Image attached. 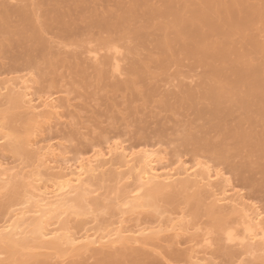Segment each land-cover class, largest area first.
Returning <instances> with one entry per match:
<instances>
[{
  "label": "bare ground",
  "instance_id": "obj_1",
  "mask_svg": "<svg viewBox=\"0 0 264 264\" xmlns=\"http://www.w3.org/2000/svg\"><path fill=\"white\" fill-rule=\"evenodd\" d=\"M52 1L51 3L56 0ZM101 1L98 3L102 4ZM258 1L259 4L255 5L253 3V5L248 6L246 4L247 0H161L164 6L155 8L156 6H151L148 0H134L131 9L123 10L122 14H115L118 20L116 19V21L114 17L113 22L108 21V18L105 20V17L110 16L108 15V13L111 14L110 12L105 11L106 13H104L102 11L101 14V11L97 10L98 13L94 10L96 14L105 16L100 25H97L99 22L95 25L96 21L93 24L97 27L100 26L98 30H103L102 33L105 32L104 34L109 37V34L114 35V38L106 36L104 42L102 38L105 37H101L99 41L104 43L105 49L111 52L113 50L115 54L111 56L112 54L109 52L106 55L110 57L106 58L105 56L104 58L102 56L104 58L102 60L100 58L102 54L99 53L100 49L99 51L97 49V52L87 51L91 65L88 61L87 64L90 65L92 70L94 69L93 71L99 72L97 74L100 79L106 77L111 82L113 77H123L124 69H122L123 64L120 61L123 57L122 52L117 46L113 47L114 49L111 47L112 43H117V40L115 41V38H118L117 35H121L118 38L120 43L126 35H132L137 41L141 42L145 33L144 30L146 31L147 27L153 25L152 23L155 21H161L160 24L158 23L160 32L155 26L157 23H154L153 26L156 27L155 31H158V35L161 33L162 36L156 42L158 45H156V49H159L157 51L162 52V57H164L161 60L168 62L169 54L172 57H175V55L181 57L183 54L182 57L185 56L184 58L190 61L193 60L196 64L205 62L207 66H210L211 75L207 74L208 77L206 78L213 84H209L207 81L204 88L202 87L204 91L198 93L199 95L202 94L199 98L203 97L204 100L213 102L214 106L217 107L225 104V100L228 102L227 99L230 98L226 97L231 96L232 98L233 96L234 99L232 100H237L246 112V119L244 118V120L248 124L246 123V125L242 121L243 124L248 126L250 123L252 127L256 126L261 130L258 129L260 130L258 133L256 132L257 128L255 130L248 126V130L244 126L243 128L238 126L239 128H236V131L230 127V130L232 128L234 133L229 130L233 135H229V133L228 137H233L232 140L237 141L235 144L239 150L249 148L251 153L259 157L258 160L264 161V44L260 43L259 40L260 37H264L261 36L264 33V25L262 24V20H264V0ZM13 2H17V0H0V8H13L9 11H6L7 8L5 11L0 10V13H2L0 18L4 14L7 18L16 17L20 22L19 25L27 26L26 28L33 31V33L36 21L38 22L40 19L39 23L45 22V19H41L43 11L38 14L40 11L38 8L43 4L42 2L40 4L35 2L38 8L33 5L34 3H30V6H35V8L32 6V9H29L27 3L25 10L18 5H13ZM65 2L67 3V0ZM72 2L78 9L85 4L86 0H74ZM51 5L46 8H51ZM55 5H59V2L58 4L56 2ZM40 8L42 9L43 6L41 5ZM43 9H45V6ZM54 9H52V12H54ZM62 9L59 11H62ZM28 10L32 11L29 12ZM46 10L48 9H45L43 13ZM67 10L63 9L64 13L56 15L57 19L62 21V27L64 25L63 20L68 17L65 14ZM78 11L81 14L84 13L83 9L82 12ZM3 12L5 13L3 14ZM46 12V15L50 17L51 11ZM73 12L75 13V11ZM79 12L75 14L78 15ZM140 12H142L141 18L139 17ZM51 14L54 15V13ZM46 15L43 17L46 18ZM5 16L1 18L3 22L10 19L4 21ZM53 18L56 19L55 16ZM99 18L100 16L97 18L94 16L93 20ZM87 19L89 20L88 17L84 20ZM139 19L143 20L145 25ZM17 20L14 21L17 22ZM136 20L146 27L144 29L140 24L143 35L138 30ZM48 21H50L49 24L52 22V20ZM133 22H136V27H132ZM71 23L76 25L74 21ZM71 23H69L70 26H72ZM14 24L11 25L14 27L16 25ZM49 24L47 23V25ZM57 24L55 23L56 26ZM86 24L85 26H88L86 29L90 26L93 28L92 24ZM7 25H2L0 28L8 31L10 25ZM69 25H64L65 30L73 33L74 36V30H69V27H67ZM42 26L40 29L44 28L45 23ZM57 27V30L61 29L60 26L59 29ZM79 27L76 28L79 29ZM82 28L84 31V27L81 26ZM11 29L13 30V28ZM52 29L54 31L55 27ZM52 29L50 27L49 30L52 31ZM20 31L18 34H20ZM63 31L62 28L61 33ZM85 31H89V29ZM9 32L12 33L13 31L9 30ZM23 33L21 31V35H24ZM36 35L33 34V36ZM39 38L42 45L45 44L44 39ZM146 40L149 41L148 36L143 39L144 45H141H147L148 41L146 42ZM18 43L21 46V43ZM115 45L117 44L112 46ZM141 45L139 47H143ZM135 46L138 47L136 44ZM133 48L135 47L133 46ZM129 49L131 52L133 51L131 47ZM240 49L243 50L242 53L239 52ZM130 51L129 55H133V53L140 51V48L135 49L136 52H132V54H130ZM119 53L122 57H119L118 60ZM72 55L71 58L75 57H72ZM255 56L261 59V62H258L259 64H254L257 63L256 59L253 58ZM137 62L131 63V67L133 65L132 73L129 70L136 78L143 71V69L140 70L142 68L140 64L144 69L147 67L139 61ZM135 63L136 65L140 63V67H137ZM163 64L164 67L167 63ZM89 65L87 68L90 69ZM106 66L110 67L109 74L103 72L104 70L107 71ZM103 67H105L104 70ZM101 70H103V73H101ZM107 75H110V77ZM14 76L16 77V75ZM17 76V78H11V76L0 81V108L11 106L9 109L16 111V117L22 120L23 126L25 125L24 131H21L22 133L16 131L15 127L11 129L12 126L8 125L6 114L0 112V215H2L0 216V264H88L90 260L94 261L96 259L103 262H95L96 264H123L124 262L129 264L130 260L132 264H142L147 258L156 256L157 258L161 257L162 263L159 262L161 264L164 262L165 264H217L214 260V254L218 250L221 253L223 251L222 254H225L227 244H234L241 248L240 252L237 249V254L234 253L235 251H226L229 258L236 259L231 264H241L242 261L244 262L243 257L246 258L247 256L255 257L256 261H260L259 264H264V211L251 202L250 198L246 197L247 195H244L243 189L239 191L240 188L237 189L234 184L232 185V181L223 170H218L209 164L193 163L191 165L189 161H183L179 155V157H174L175 160L173 161L171 156L169 158L167 150H155V147H157L155 145V147H151L152 145L145 144L143 145L144 148L135 150L127 141H118L111 137L105 138L106 147L103 146L104 142H102L103 147L93 145L87 152H79L77 156H72L71 150L69 151L66 145L60 142L55 143L56 140L53 141L52 138L45 136L47 131L51 132L59 126L73 124L72 120L76 119L75 115L77 113L75 115L73 113L75 104L72 105L71 97L68 96L69 99H66L67 95H64L65 99H60L57 98L59 95H56L57 97L51 94L41 95L37 92L36 85L38 81L34 75ZM117 82L120 83V81ZM113 83L109 84L112 86ZM119 83H116L118 87ZM133 83L134 81L124 83L121 88L129 84L133 86ZM186 84L189 83L186 82ZM114 85L113 87L116 88L117 85ZM186 92L188 95L191 91L188 92L187 90ZM215 109L219 110V108ZM211 112L213 113L212 110ZM222 115L220 112L216 117ZM69 118L71 119L69 120ZM228 137L227 139H229ZM156 145L158 144L156 143ZM206 147L208 146L206 145ZM7 154L14 155L22 162L18 161L19 164L17 165L16 160L14 165L13 160L14 166H12V163L7 161L10 160L6 158ZM24 161L27 163L25 164ZM251 165L253 166V164ZM261 165L264 166V163H261ZM263 168L261 167V171H263ZM109 184H113V186H110L111 189L108 196H106L101 190L103 191L106 188L105 185L109 186ZM115 192H118V195L111 202L109 196ZM179 197H184L186 202L195 200L197 204L190 206L192 208H189V211L179 209L178 211L174 210L175 212L170 210V212L168 210L161 211L159 208L162 207L159 204L160 201L161 203L163 201V203L167 202L174 205ZM202 206L206 210V215L213 221V226L217 229L216 234H219L217 239L219 240L222 235L219 245L215 243L216 238L213 239L214 234L212 232H206L205 230L203 231L204 234L200 235L203 228L202 226L200 228L195 221L200 216ZM111 208L113 210L109 212ZM162 209L166 210L165 208ZM230 218H234V221H231ZM227 219L234 225L233 228H231V224L230 227L226 224ZM183 245L188 248H184L186 250L179 252L180 249L178 248ZM172 247L176 248L179 253L174 254L175 258L169 260L167 258L169 256L165 252L170 250L173 253L170 249ZM220 252L218 255L221 254ZM144 256L147 258H144L142 262L140 258ZM157 258L154 259L156 262L153 260L150 262V259H148L146 263L157 264ZM253 258L248 261V264L253 262ZM146 263L144 262V264Z\"/></svg>",
  "mask_w": 264,
  "mask_h": 264
},
{
  "label": "rangeland",
  "instance_id": "obj_2",
  "mask_svg": "<svg viewBox=\"0 0 264 264\" xmlns=\"http://www.w3.org/2000/svg\"><path fill=\"white\" fill-rule=\"evenodd\" d=\"M18 1L19 0H17V2H13V5H16V6L18 5L20 6V8L24 10L26 8L25 5L27 3L29 5L28 6L29 9H32L33 5L36 6L35 2L38 4L42 2L43 4L41 5L43 6V8L45 6V9H48L46 11H48V13L51 11V13H54V15L50 13V17H49L46 15L47 14L46 11L45 13H43L45 9L43 8L41 9L40 8L41 5L40 6L38 5L39 8L36 6L40 10L38 14L41 11H43L41 13L42 14L41 19L42 20L45 19V22H44L45 26L43 28L44 31L43 29H40V27L44 25V23L43 22L39 23L40 21L39 19L38 22L36 21V23L37 24L39 23L41 26H38L39 24L37 25L36 23H34L35 31L33 33V31H29V29L26 28L27 26L25 27V25H19L20 22L17 20L18 18L16 17L11 18L8 16L11 19L10 21V19L5 16L4 14L5 12H3L4 15L1 16V18L2 17L4 18L5 16L6 19H4V21L7 19L9 20L5 21L6 22L5 24V22H3V20L0 18V22H1L0 27H2V25L8 24L10 25V26L7 25L8 27H10L9 30L13 32L8 33L9 30L6 31L0 28V75H1L0 81L8 77L10 78L11 76H12L11 78L13 77L17 78L18 77L17 75H20L19 77L34 75L35 79H37L38 81L36 85V89L39 94L41 95L51 94L55 96L59 95L58 97L57 96L56 97L60 99H65L66 95H67L66 99H69L68 96H70L72 105L75 104V107L73 108V113L74 115L75 113H77V115H75L76 119L73 118L74 119L72 120L73 124L71 123L72 125H70L72 127H70L69 125L59 126L58 128L52 130L51 132L47 131V134H45V136L47 135V137L52 138L53 141L56 140L55 143L60 142L66 145L69 151L71 150L70 152L72 153V156H75V155L77 156V153L79 152L85 153L91 148V146L101 145L102 142H104L103 144L104 146L106 142L105 140L107 139V137L114 138L118 141L125 140L128 142V144H131L135 148V150L144 148L143 145L145 144L146 145L148 144L150 146L152 145L151 147L155 145L157 146V147L154 146L155 150L156 149L161 150V151L167 150V152L169 153V158L172 157L171 160L173 161L175 160L174 157H177L179 155L182 157L183 161L185 162L189 161V164L191 165H193V163L194 164L201 163V164H206V165L209 164L210 166L218 170L219 169L223 170V172H225L227 176H229L230 180L232 181V185L234 184V186L237 187V189L240 188L238 189L239 191L243 189L242 192H244V195L245 196L247 195L246 197L248 199L250 198L251 202L256 204L257 207H259L262 211H264V186H263L264 185V168L262 169L263 171H261V167H264V166L263 165L260 166V164L261 163L263 164L264 161L263 160L260 161V159L258 160L259 157H257L256 154L251 153V150L249 148L239 150L235 144L237 143V141L232 140L233 137H230V138L228 137L229 133H230L229 135H233L234 129L237 131L239 127L243 128V126L245 129H248V130H249L248 126H250V128L252 129L257 128V130L255 129L256 132L260 131L261 129L256 126L252 127L250 123L248 126H246L248 124L247 121L244 120V118L246 117V112L244 109L241 108L240 103L237 100H234V101L232 100L234 99L233 96L232 98L231 96L226 97V98H230V99H227L228 102L225 100L224 101L225 104H222L221 106H217V107L214 106L213 102L211 103V101L209 100L208 101L206 99L204 100L203 97L199 98V96H202V94L199 95L198 93H201L200 91H204L202 89V87L204 88L205 86L204 84L207 83V81L209 84L212 83L208 80V78H206L208 77L206 75L210 74L212 70L210 66H207V64H205V62H200L196 64L195 61L194 62L193 60L190 61L189 59L184 58L185 56L182 57L183 54L181 57L180 55L178 57L177 55H175V57H172L171 54H169L168 62L162 61L164 59V57H162L163 54L161 51H160L161 53L157 51L159 50L158 48L156 49V47L158 46L156 44V42L158 41L157 39L162 38V36L160 35L161 33L158 35L157 33L158 31L157 32L155 31L156 27L158 29V25L160 24L161 21L154 22V23H157V25L155 24L156 26L155 28L153 27L154 23H152L153 25L148 26L150 27V29H148V27L146 29V27L144 26L145 22L143 20L139 19V21L141 20L144 23V25L142 23H139V21H137L138 19L136 20L137 27H139L138 30L140 31L142 30L140 29L141 28L140 26L142 25V28L144 27V29H146V31L144 30L146 35L145 33L144 35L146 37L147 36L149 37L150 42L146 40V42L148 41L147 42L148 44L145 43L147 44L145 45L146 47L143 46L144 45L143 39H146V37L143 35V32H142L143 30L141 32L144 38L141 36V33H139L138 31V33L142 37V41H141L142 43L140 41H137L135 37H132V35L130 36L126 35L125 39H123V41L121 40V43H120L119 42L120 40L118 41V38H120L121 35L120 34L117 35L118 38H115V41L117 40V43L116 42L112 43V45L114 44H117V45L115 46H112L111 44L110 45L112 49H114L113 47L117 46V48L120 49V51L122 52L123 57L120 56L121 52L118 50L120 53L118 54L119 56L117 57V59L119 60V57L120 58L122 57L120 61H122V64H123L122 69H124L123 70L124 76L121 78L116 77L117 79L113 77L114 80L112 78L110 82V79H107L106 77L104 79L103 78L100 79L99 75L97 74L99 72L93 71L94 69L92 70V68L90 67L91 64L88 59L89 55H87L88 54L87 51L97 52V49L98 51L100 49L101 51L99 53L100 55L102 54L101 56L99 55L100 58H102V56H104V58L105 56L106 58H109L110 56L106 55V54H109V52L112 54L111 56L115 54L114 53L115 51H113L112 49L111 50L113 53L104 48L103 42L106 40V36L108 35L104 34L105 32L102 33L103 30L102 31L98 30L100 26L97 27L95 25L98 22L99 24L97 25H100V23L104 21L105 15L104 16L101 15L102 11H104V13H106L105 11H107V13L110 12L113 15V17H111L112 15L108 13V15L110 16L105 17V20H107L106 18H108V21L113 22L114 21L113 18L115 17V20H116L117 19L116 16L118 14H122L123 10L131 9L132 4H134V0H102L101 1L103 2L102 4L98 3L100 0H86L85 4H83L84 7L82 5L78 9H76V7L73 5L74 2L72 1L74 0H67V3L69 5L71 4L70 5L71 7L65 2L66 0L65 1L56 0L55 2H53L54 1L53 0L52 1L53 3H51V0H47V1L46 0H23V1L20 0L19 2ZM148 1H150L151 6L152 5L156 6L155 8H159L157 6H162V7L164 6L161 0H148ZM45 2L50 3V4L47 5V3ZM56 2L57 4L59 2V5H55ZM61 2L62 3L64 2V3L62 4ZM30 3L31 4L34 3V4L30 6L31 5ZM253 3L256 5L257 3L259 4V1L257 2V0H247L246 4L250 6V5H253ZM49 5H51V8H49L50 7ZM35 6L33 7L35 8ZM47 6L49 7L46 8ZM52 7L55 8L54 12H52V9H53ZM88 7L89 9H87ZM6 8L8 9L9 7H6ZM6 8L4 9L3 7H1L0 10L5 11ZM62 8L64 10L68 9L67 11H65V14H67L68 17L71 14L70 18L72 19V21H70L71 20L70 18L68 19V17H65L67 20L64 19L66 21L63 20V24L66 26V25H69V23L74 21L75 24L77 25L76 26L74 25V23H71V25L72 26L74 25L75 27L73 26L72 28V26L70 25L67 26L69 27V30H72V29L74 30V33L76 34V35L74 34V36H73V33H69V31H67L70 35L72 34L70 37V35L65 30L66 29L65 26L63 25L62 27V21L57 19V16L59 15V13H64ZM10 9H13V8L10 7ZM10 9L6 11H9ZM58 9L59 10L62 9V11H59ZM82 9L86 15L82 12ZM55 10H58V11H55ZM78 10H80L82 14ZM94 10L96 11L98 10L99 12L101 11L100 12L101 14H96L95 13L96 11ZM28 11L30 12L32 10H28ZM73 11H75V13L79 12V14L76 15ZM141 13L142 12L139 13V17L140 16L142 17ZM1 14L2 13H0V15ZM45 15H46V18L43 17ZM108 15L106 14V16ZM54 16L56 19L53 18ZM94 16L96 18L100 16L99 19H102V18L103 19L93 20ZM86 17H88L89 20L88 19L84 20L86 19ZM91 17L92 19H90ZM53 19H54V22L57 21L55 23L56 24L58 23L57 26L58 27L60 26L59 28L61 29H59L55 25V23L53 22ZM14 20H17V22H15ZM48 20H52V22L49 24L50 21ZM94 21H96L94 23L95 25L93 24ZM64 22H66L67 24H65ZM136 22L135 23L133 22L134 25L132 24V27H136ZM14 23L18 25L17 26L18 28L16 27ZM47 23L49 25H47ZM11 24L12 25L14 24L15 28ZM85 24L86 25L92 24L93 25L92 27L94 29L91 28V26L86 29V27L88 26H85ZM258 24H261V23H258ZM262 24L264 25V20H262ZM37 26L42 31V33L39 29H37L38 28ZM52 26L55 27V29L57 27L59 30L54 29L53 31ZM81 26L84 27V31H83V28L81 29ZM50 27L52 31L49 30ZM76 27H79V29ZM132 27L131 29H133ZM11 28H13V30ZM62 28L64 30L63 33L65 32L64 34L61 33ZM20 29L21 31L24 32L23 33L24 35H21ZM88 29L89 31H85ZM1 30L4 32H2ZM79 30H80V34H79ZM19 31H20V34H18ZM76 31L78 32L76 33ZM25 33H27V35H25ZM33 34L34 35L39 34V35H36L37 36L36 37V36H33ZM66 35L68 38L66 37ZM109 35L110 37L114 38L113 34H109ZM253 35H254V32H253ZM38 36L41 37V40L42 38L44 39L45 44L43 43V45L47 44L49 47L47 45L43 46ZM261 36H264V33ZM101 37H105V38H102L104 39L102 40L103 42L99 41L101 40ZM115 37H116V34H115ZM130 39H133V40H130ZM259 40H260V43L264 44V37H260ZM134 41H136L137 43L139 42V43L137 44ZM18 42L21 43V46L18 45L19 44ZM135 44L138 45V47L141 44H143L141 45L143 47H139L140 51H137V53H133V55H129L130 47L131 49H133L132 52H136L135 49L136 50L139 49L137 46H135ZM102 46H103V51L101 49ZM133 46L135 48H133ZM65 48L66 49L68 48L67 50L69 51H67ZM121 48H124L125 50ZM126 49L128 52L127 55H126ZM132 52L130 51V54H132ZM239 52L242 53L243 50L240 49ZM60 53L61 55H59ZM71 55L72 57L73 56L75 57L71 58ZM76 55L79 58H76L77 57ZM74 58H76V60H74ZM104 58H102V60H104ZM123 58L126 59V61H124ZM253 58L256 59L257 61V63L253 62L254 64H259L258 62H261V59L256 58V56ZM79 59L80 60L82 59V60L80 61ZM83 60L85 62H82ZM87 61L89 62L90 65L87 64L88 63ZM131 61L133 62L139 61L140 63H143L145 67L147 66L148 68L146 67V69H144L142 64L139 63L142 67L140 68V70L143 69V71L141 73L139 70L140 74L138 73L139 76L136 78V76L134 77L133 74H131L132 67H133V65L131 67V63L133 64V62ZM161 62L165 64L167 63V64L163 67L162 65L164 64ZM139 64L136 65L135 63L137 67H140ZM88 65L90 69L87 68ZM108 66H106L107 71H105L104 70L105 67H103L102 69L104 71L101 70V73L104 72V74H107V72L110 69V67ZM81 67H82V71L84 69L83 72L81 71ZM129 70L131 73L129 72ZM144 70H146V72H144ZM14 75H16V77ZM110 75H107V76L110 77ZM210 75L209 77H212ZM105 79L109 81L107 82ZM116 80L120 81V83L117 82ZM131 81H134L133 86L135 87L131 86L132 84L131 85L129 84L130 86L126 85L125 87L121 88L122 87L121 85H124V83H128ZM186 82L189 84H186ZM109 83L115 84L114 86L117 85L116 88L113 87V84L111 86ZM116 83H119L120 88L118 87V84ZM170 84L172 85L170 86ZM186 85H187V89H186ZM187 90L188 92L191 91L190 94L188 93V95H187V92L185 93V91ZM192 91L195 93L194 95L192 94L193 93ZM189 95L191 96V98H189L190 97ZM9 107L11 108V106H5L3 108H0L1 114L2 113L6 114L8 125L10 127L11 126L13 127V128L11 127V129H14L15 127V130L17 129L16 131H18L19 133L21 131L23 132L25 125L23 126L22 120L16 117V111L10 110ZM214 108H219V110L218 109L214 110ZM211 110L213 111V113L211 112ZM215 111L216 113L214 114ZM219 111L223 115L216 117V115L220 114ZM70 119L71 118H69V120ZM242 121H244V123L245 124L247 123V124L244 125ZM234 126L236 127L234 128ZM226 127H229V128H226ZM230 127H232L233 130L232 128L230 130ZM80 128H82L81 129L82 132L80 131ZM229 130L232 131L233 133L230 132ZM227 137L229 139H227ZM208 142L210 143L206 144ZM156 143L158 145H156ZM211 143L214 145H212ZM206 145L208 147L211 145L212 147L208 148L206 147ZM103 146L101 145V147ZM137 146L139 147L136 148ZM104 147H106V145ZM236 148L237 150H235ZM248 149L250 150V152L248 151ZM247 154H249L251 157ZM251 154H253L254 157H252L253 155ZM6 158L10 159V160L6 159L7 161H9V163L10 162L12 163V161L14 160L13 161L14 165L16 163L18 165L19 164L18 161L20 163L22 162L21 160H18V158L12 154H9V155L7 154ZM13 163H12V166H14ZM26 163L27 162H25V164ZM251 164L255 166L253 167ZM257 165L259 166V168ZM110 186L112 187L113 184H109V186L105 185L106 188L103 189V191L101 190V192L105 194L106 196H108V193L111 189ZM117 195H118V192H115L109 196L111 199V202L115 200ZM159 204L162 206V207H159L161 211L171 210L175 212L174 210L178 211L179 209H184L185 211H189L192 208V207L190 208V206H195L197 202L195 200L186 202L184 197H179L177 198V202L174 203V205L173 204L170 205L167 202L163 203V201L162 203L160 201ZM162 208H165L166 210ZM111 210H113V208H111L109 212H112ZM199 215H200L199 218L195 222L197 223V225L200 226V228L202 226V228L204 229V230L201 229L202 233L200 231L201 234L200 233L199 234L200 235L204 234L203 231L205 230L206 232L207 231L212 232V234H214V238L213 237L212 238L213 239L216 238L215 243L219 245V243H221L219 240L220 238H222V235L220 236V238L218 236L219 238L218 240L217 235L219 234L218 233L216 234L217 229L216 227L213 226V221H211V219L206 215V210L203 206L201 207V213ZM231 219L232 218H230V220ZM233 219L231 221H234ZM230 220L228 219L226 220V224H228L229 227L231 224ZM233 227L234 225L231 224V228ZM172 248L174 250L176 249L174 247ZM172 248L170 249L172 250L173 253H171L170 250H169L170 252L168 250L165 252V254L169 256L167 257L169 260L175 258V255H177V253L186 250L188 247L187 246L185 247L184 245L180 246L178 248L180 249L179 252L177 249H176L177 250L176 252V250L174 251ZM225 248H226V251H233V252L235 251L234 253H236L238 250H239L238 252L241 251V248L238 246H235L234 244L233 245L227 244ZM226 251H224L225 254H222L223 251L221 253L218 250V252L214 254V258H215L214 260L216 261L217 264H231L233 260L234 261L236 260L231 257L229 258ZM219 252L221 254L218 255ZM168 253L169 254L171 253L170 255L172 257ZM247 257L246 258L243 257V260L245 262L244 263L242 261L243 264H248L249 263L248 261H250L251 258H253V257H248V258ZM144 258L145 256L140 258V260L142 259V262H143ZM150 258H147L146 260L148 261V259ZM156 258L157 256L154 258H151L150 262L151 260L154 261V259ZM160 258L159 257L157 258V262H158L157 264L162 263V259ZM96 260L94 261L90 260L88 264H93V263L96 264L97 262L103 263L100 260H97V261ZM146 260L144 261L145 263H146ZM160 261L161 263H159ZM252 261L254 263L250 262V264H259L260 262L259 260L256 261L255 257L253 258ZM144 262L142 264H144ZM154 262H156V260ZM123 264H128V262L127 263L124 262ZM129 264H132L131 260ZM146 264H148V262ZM163 264H165V262Z\"/></svg>",
  "mask_w": 264,
  "mask_h": 264
}]
</instances>
